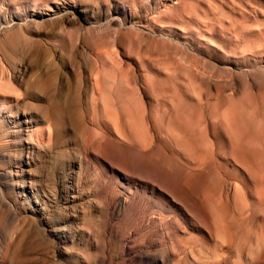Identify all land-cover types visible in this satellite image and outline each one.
<instances>
[{
  "label": "rangeland",
  "instance_id": "1",
  "mask_svg": "<svg viewBox=\"0 0 264 264\" xmlns=\"http://www.w3.org/2000/svg\"><path fill=\"white\" fill-rule=\"evenodd\" d=\"M0 264H264V0H0Z\"/></svg>",
  "mask_w": 264,
  "mask_h": 264
}]
</instances>
